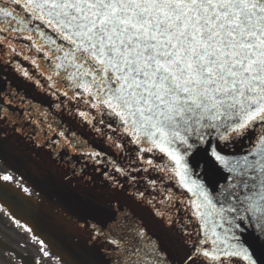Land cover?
<instances>
[{
    "label": "snow or ice",
    "instance_id": "6c2138e0",
    "mask_svg": "<svg viewBox=\"0 0 264 264\" xmlns=\"http://www.w3.org/2000/svg\"><path fill=\"white\" fill-rule=\"evenodd\" d=\"M14 40L50 60L23 56L128 156L124 167L96 149L77 151L80 168L65 160L83 243L59 264H264V0H0V201L30 192L11 171L27 148L12 74L40 84ZM65 146L88 142L73 133ZM150 171L171 185L160 201L146 195Z\"/></svg>",
    "mask_w": 264,
    "mask_h": 264
},
{
    "label": "flooded vegetation",
    "instance_id": "af4514ba",
    "mask_svg": "<svg viewBox=\"0 0 264 264\" xmlns=\"http://www.w3.org/2000/svg\"><path fill=\"white\" fill-rule=\"evenodd\" d=\"M13 43L18 46L16 60L34 75L40 84L36 85L27 81L21 74H12L13 86H18L17 91L23 97V103L18 98L10 111L17 120L16 127L21 129L23 143L27 145V148L19 159L10 161L11 171L19 178L23 176L24 186L29 187L30 192L21 193L23 197L21 200L2 201L0 207L21 222L24 230H27L31 236L43 241L48 249L69 253L83 243V234L76 227L80 210L74 203L71 187L63 178L65 172L71 176L72 167L71 164H65V160L71 159L76 167L80 168L83 166V159L76 154L77 151L87 152L96 149L107 153L121 167H124L127 166L128 156L127 154L117 155L115 149L108 146L104 137H99L90 129V126L81 123L82 118L79 117L78 112L89 111L88 108L82 104L78 106L75 100L64 97L63 88L58 95L51 94L52 90L48 87L46 75L41 76L40 69L32 65L30 60H23V56H34L38 63L42 59L46 62L49 60L44 59L43 54L35 53L34 49H26L23 53H19L20 44L31 42L14 40ZM4 52V49H0V59L4 58ZM15 62L14 60L13 63ZM71 95L72 92L69 91V96ZM57 104L60 105L59 108L56 107ZM91 111L95 115V110ZM61 131L65 132V137L58 135ZM73 133L86 140L88 147L76 149L65 146L66 137L70 138ZM133 159H135L134 156ZM135 167L148 166L140 162L135 164ZM89 172H91V164H89ZM138 179H141L138 187L144 191L146 184L144 173H141ZM147 179L157 180L155 188H150L146 192L150 198L154 197L156 201H160L169 195L165 189L171 188V185L167 181L161 184L157 172L150 171ZM75 184L76 181L73 180L72 186L74 187ZM171 211L173 214L183 216L185 209L180 203H175Z\"/></svg>",
    "mask_w": 264,
    "mask_h": 264
},
{
    "label": "bare ground",
    "instance_id": "6f19581e",
    "mask_svg": "<svg viewBox=\"0 0 264 264\" xmlns=\"http://www.w3.org/2000/svg\"><path fill=\"white\" fill-rule=\"evenodd\" d=\"M5 170L7 169L5 168ZM7 246H14L17 250L27 255L32 254L38 260L42 262L44 261L45 264H49V263L59 264V259L52 250L46 249L45 247L40 246L38 242L35 243V242L29 241L26 238L25 231L18 230L16 226L14 227L7 226L5 225L4 221L0 220V249L6 248ZM41 248H43L44 251L49 252L51 254V257L43 256V253L41 252ZM1 257L3 256L0 255V263L4 264V260H2Z\"/></svg>",
    "mask_w": 264,
    "mask_h": 264
},
{
    "label": "rangeland",
    "instance_id": "374dc122",
    "mask_svg": "<svg viewBox=\"0 0 264 264\" xmlns=\"http://www.w3.org/2000/svg\"><path fill=\"white\" fill-rule=\"evenodd\" d=\"M5 167V166H4ZM6 168V167H5ZM15 178L16 179H20L19 178V176H17V175H15ZM0 220H2V221H4L5 222V225H7V226H10V227H14V226H16V228L18 229V230H23V231H25V235H26V238L29 240V241H31V242H35V243H37L38 242V244L40 245V246H43V247H45L46 249H48V247L47 246H45L44 244L42 245L41 243H40V240L37 238V237H35V236H31V234H29L28 232H27V230H24V228H23V226H22V224L21 223H17V221H14L13 219H11V217L9 216V214L2 208V207H0ZM33 237H35V239H33ZM54 252V251H53ZM54 254H55V252H54ZM0 255L1 256H3V257H1L2 258V260H4V264H20V262H19V260L15 257V256H13L11 253H9L8 251H6V248H1L0 249ZM27 255V254H26ZM56 255V254H55ZM27 256H30V257H32L33 259H35V260H38L37 258H35L32 254L30 255V254H28ZM57 256V255H56ZM58 257V256H57ZM43 264H45V262L43 261L42 262ZM1 264V263H0ZM50 264V263H49Z\"/></svg>",
    "mask_w": 264,
    "mask_h": 264
},
{
    "label": "water",
    "instance_id": "95a60500",
    "mask_svg": "<svg viewBox=\"0 0 264 264\" xmlns=\"http://www.w3.org/2000/svg\"><path fill=\"white\" fill-rule=\"evenodd\" d=\"M37 39H39V37H37ZM60 55H62V53L60 54ZM49 60V59H48ZM44 62V64L45 65H47L48 63H50V60L48 61V62H46V61H43ZM41 70H43V69H40L39 71H41ZM45 75L47 76L48 75V73L47 72H45ZM243 145L242 144H237L236 146H235V149H236V154H242V149H243ZM0 183H3V182H0ZM186 191V190H185ZM187 195H188V197H191V193H187ZM12 202H13V200H11ZM3 202L2 201H0V204H2ZM112 211L114 212V213H116L117 215L119 214L118 212H117V210L115 209V208H113L112 209ZM8 213V212H7ZM9 214V213H8ZM10 216V215H9ZM11 217V216H10ZM11 219H13L14 221H17V220H15L13 217H11ZM19 223H21V222H19ZM109 223H112V221H109ZM22 224V223H21ZM225 227H227V225H225ZM217 231H222V229H220V228H217ZM44 244V243H43ZM45 245V244H44ZM45 246H47V245H45ZM6 251H8L9 253H11L13 256H15L18 260H19V262H20V264H25V262H26V264H36V261L37 260H35V259H33L32 257H30V256H27L26 254H24L23 252H21V251H19V250H17L14 246H7L6 247ZM55 252V254L58 256V259L61 257V256H67V254H68V252H56V251H54Z\"/></svg>",
    "mask_w": 264,
    "mask_h": 264
}]
</instances>
